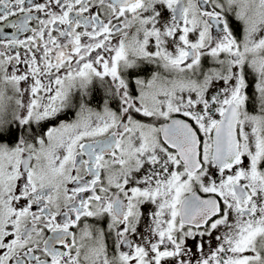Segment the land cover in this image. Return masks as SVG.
<instances>
[{
    "label": "snow or ice",
    "instance_id": "6c2138e0",
    "mask_svg": "<svg viewBox=\"0 0 264 264\" xmlns=\"http://www.w3.org/2000/svg\"><path fill=\"white\" fill-rule=\"evenodd\" d=\"M0 264H264V0H0Z\"/></svg>",
    "mask_w": 264,
    "mask_h": 264
}]
</instances>
